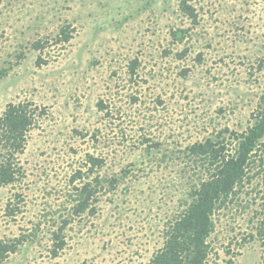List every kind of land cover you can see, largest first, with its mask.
I'll return each instance as SVG.
<instances>
[{"label":"rangeland","instance_id":"rangeland-1","mask_svg":"<svg viewBox=\"0 0 264 264\" xmlns=\"http://www.w3.org/2000/svg\"><path fill=\"white\" fill-rule=\"evenodd\" d=\"M180 3L0 0V113L10 102L41 112L17 154L21 178L0 186V240H22L0 264H148L190 187L180 150L253 122L264 1L189 0L195 18ZM62 28L69 40H58ZM87 153L105 164L86 180H104L93 208L75 215L84 179L71 180ZM260 188L253 179L215 212L209 264H263Z\"/></svg>","mask_w":264,"mask_h":264},{"label":"trees","instance_id":"trees-1","mask_svg":"<svg viewBox=\"0 0 264 264\" xmlns=\"http://www.w3.org/2000/svg\"><path fill=\"white\" fill-rule=\"evenodd\" d=\"M188 1L181 0L180 9L190 18H195L197 14ZM70 37V31L62 28L58 40L66 41ZM34 45L36 48L43 46L40 41ZM136 63L137 60H132L131 73L135 72ZM3 71L2 69L0 77L3 76ZM99 106H102V101ZM38 109L30 102H10L0 113V186L12 185L22 176L17 154L24 152L29 131L41 115ZM180 155L185 159L190 172V187L183 208L170 216L164 224L163 243L152 254L148 264H209V238L215 230V212L232 202L240 189L255 178L261 184L258 192L262 199V218L258 220L256 235L263 248L264 264V94L261 97L260 110L244 130H232L229 133L228 128H225L216 135L212 134L188 144L180 150ZM104 164L102 155L87 153L83 162L86 170L78 169L72 177V182L84 179L79 186L73 185L75 203L72 212L75 215H81L93 208V201L104 179H86ZM129 173L130 170L127 169L122 176ZM121 179L118 176L108 178L110 188H116ZM8 209L14 215L17 207L13 205ZM66 224L67 220L60 227L61 231ZM54 235L55 246L62 249L65 246L64 237L58 231ZM21 243L20 238L0 240V262L10 253L16 252ZM57 249L54 248L55 253Z\"/></svg>","mask_w":264,"mask_h":264}]
</instances>
